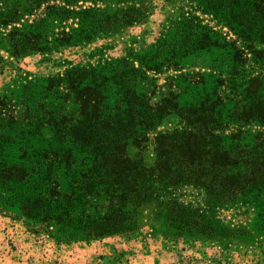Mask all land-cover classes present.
<instances>
[{"label": "rangeland", "instance_id": "obj_1", "mask_svg": "<svg viewBox=\"0 0 264 264\" xmlns=\"http://www.w3.org/2000/svg\"><path fill=\"white\" fill-rule=\"evenodd\" d=\"M19 1L20 4L15 1L19 9L17 19H21L24 36H15L14 40L0 37V47L23 46L30 34L37 32L42 33L43 43L47 39L52 50L27 55L17 63L16 59L11 60L4 68L0 64V96L17 69L22 75L61 77L74 67L91 68L92 73H99L98 76L90 81L79 77L76 82L67 81L66 77L62 83L65 89L60 87L61 92L68 95V103L75 109L74 101L80 105L84 96L95 95L92 92L77 93L83 86L108 88L112 100L121 97L124 89L129 90L132 100H135L132 94L140 96L143 103L150 106L146 110L147 116L158 113L163 117L144 143L148 146L146 159L149 166L157 160L159 137L187 127L189 124L186 122L196 123L194 129H199L203 120L209 119L201 109L189 111V107L199 108L202 103H215L213 111L208 112L220 120V124L214 123L218 127L214 133L222 136L221 143L226 149L234 146L231 149L233 157H238L237 152L242 149L249 150L260 143L264 146V127L252 121L246 122L247 113L244 112V108L261 94L258 83L252 78L258 77L264 83V66L251 61L247 63L250 68L245 66L243 69L241 54L233 48L241 46L240 42L244 41L232 26L237 25V28L242 20L248 18L249 15L242 12H246L251 0L99 3L97 7L110 6L112 10L131 6L140 14L137 20L122 27L115 35L98 38L88 45L71 44L72 39H68L67 33L76 35L73 39H80L79 35L86 32L78 33L76 30H80L82 25L87 28L89 19L77 14L68 17L63 14L61 20L54 13L50 16V11L53 6L58 7V10H53L58 13L64 12L63 8L80 11L95 6L93 3L78 2L68 6L59 0ZM64 31L66 34L62 35ZM0 32L8 31L0 28ZM194 41H202L204 45L197 48L192 44ZM0 55L8 57L3 50H0ZM105 77H114L117 83H108ZM171 101L177 106L174 107ZM15 103V98L0 99V151L5 152L9 148L18 156L12 137L27 123L16 124L14 117L20 116L21 112L15 109ZM3 159L0 158V162ZM24 162L21 159L18 163ZM245 165L241 162L239 169L243 170ZM173 189L171 193H160L161 202L144 206L138 215L139 228L136 231L110 236L118 241L121 250L118 264L260 263L252 262L249 254L257 247V241L263 239L257 237L252 228L256 230L263 223L264 192H254L248 201L238 196L224 203L219 198L208 196L204 188L192 183H181ZM211 199H214V206H210ZM12 200V193L1 186L0 213L6 221L23 230L28 229L35 241L49 240L51 257L56 255L57 246L71 244L58 233L54 224L27 219ZM148 247L163 256L160 255L156 261L154 257L157 254L154 255Z\"/></svg>", "mask_w": 264, "mask_h": 264}, {"label": "trees", "instance_id": "obj_2", "mask_svg": "<svg viewBox=\"0 0 264 264\" xmlns=\"http://www.w3.org/2000/svg\"><path fill=\"white\" fill-rule=\"evenodd\" d=\"M15 1L0 0V28L8 31L0 32V37L12 40L24 34ZM59 1L68 6L78 2L95 5L80 11L63 8L64 12L59 13L53 12L58 7H51L50 16L54 13L58 19L63 14L67 17L77 14L90 20L87 28L82 25L76 30L86 32L78 34L80 39H73L76 35L67 33L73 45H88L98 38L115 35L140 14L131 6L115 10L110 6L97 7L99 3L120 5L128 0ZM242 14L249 16L237 28V25L232 28L244 42H240L241 49L233 48L241 54L243 69L250 68L247 63L251 61L264 66V0H251ZM65 34L64 31L62 35ZM48 44L47 39L43 43L42 33L32 32L23 46L0 47L8 54L7 58L0 55V64L4 68L11 60L16 59L17 63L27 55L49 52L52 49ZM192 44L197 48L204 45L202 41ZM16 72L2 90L0 99L15 98L14 107L21 112L14 117L15 122L27 124L12 137L19 155L12 154L9 148L0 151V158L11 160L0 162V187L12 193L13 204L27 219L54 224L67 242L99 240L136 231L138 215L144 206L161 202V192L171 193L181 183L204 188L208 196L224 203L238 196L248 201L254 192H264L263 143L249 150L242 149L237 152L238 157H233L234 146L226 149L221 143L222 136L214 133L218 129L214 123L220 124V120L208 112L213 111L215 103L189 107V111L201 109L209 119L203 120L199 129H194L196 123L186 122L188 128L159 137L157 160L149 166L148 146L144 143L163 117L158 113L147 116L150 106L136 93L132 94L135 97L132 100L129 90L124 89L121 97L112 100L108 88L83 86L77 93L95 95L84 96L80 105L74 101L75 109L68 103V95L61 92L60 87L65 89L63 81L66 77L71 82L79 77L90 81L98 72L92 73L91 68L84 67H74L61 77L22 75L19 69ZM105 79L108 83H117L114 77ZM252 80L258 83L261 94L244 108L246 122L264 127V83L258 77ZM164 101L169 103L168 99ZM171 103L177 106L176 102ZM21 159L26 162L18 163ZM241 162L246 163L243 170L239 169ZM211 201L210 206H214V199ZM261 221L258 229L252 228L257 237H263L257 245L264 243V220Z\"/></svg>", "mask_w": 264, "mask_h": 264}, {"label": "crops", "instance_id": "obj_3", "mask_svg": "<svg viewBox=\"0 0 264 264\" xmlns=\"http://www.w3.org/2000/svg\"><path fill=\"white\" fill-rule=\"evenodd\" d=\"M56 249V255L51 257L49 240L35 241L28 229L6 221L0 213V264H118L121 254L113 237L72 242ZM148 250L157 254L156 261L163 256L149 247ZM249 255L252 262L264 264V243L254 247Z\"/></svg>", "mask_w": 264, "mask_h": 264}]
</instances>
